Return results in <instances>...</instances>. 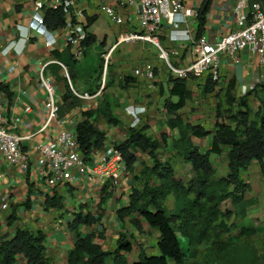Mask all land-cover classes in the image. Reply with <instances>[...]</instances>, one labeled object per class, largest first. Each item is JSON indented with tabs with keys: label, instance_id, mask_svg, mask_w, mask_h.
<instances>
[{
	"label": "crops",
	"instance_id": "obj_1",
	"mask_svg": "<svg viewBox=\"0 0 264 264\" xmlns=\"http://www.w3.org/2000/svg\"><path fill=\"white\" fill-rule=\"evenodd\" d=\"M36 1L0 0V84L9 89L7 92L0 88V111L9 130L24 136L22 148L32 157L30 168L23 170L9 163L0 150V235L13 238L18 229L24 228L41 231L45 235L46 252L53 259V263L67 264L69 252L77 240V233L69 228L75 214L85 215L91 212L96 217L101 214V219L93 225H80V236L94 230V241L105 250H114L120 234L125 232L133 242L128 260L134 262L138 260L142 248L145 251L148 248L153 250L150 245H146V241H149L153 232L152 238L158 240L159 231L144 220L143 230L139 231L130 217L121 220L117 211L129 204L133 187L139 186L135 175L141 172V162L151 163L149 153L137 151L139 162L134 172L126 169L117 184H112L107 179L101 180L100 177L90 179L87 175L77 173L72 182L50 186L35 163L37 146L40 142L55 140L63 130L76 131L77 124L85 118L84 111L96 108L106 97L118 121L109 123L105 116H99L97 125L106 132L107 139L103 147L93 151L88 162L96 163L117 151V146L128 138L130 127H144L145 132L155 139L161 140L162 134L167 135L168 143L158 150L159 156L162 160L168 159L171 162L180 178L190 180L194 175L192 165L175 154L170 145L172 138L179 137V130L168 124V119L175 114L169 112L166 102L178 100L177 96L170 93L173 83L169 80L171 74L168 64L159 57L156 44L141 40L120 43L110 55L111 64L104 84L105 86L108 82V86L104 90L103 86L100 92L99 88L90 97H82L80 94L89 93V89L97 84L102 85L103 79L96 81L101 73L91 71L93 68L88 54L94 51L104 60L120 32L132 30L129 26H117L126 21L123 16L122 23L115 26L108 22L106 24V13L101 5L108 3L120 14L127 7L119 6L116 0H80L85 9L88 35L93 36L94 41L85 48L83 58L74 62L71 58L70 41L73 29L67 26L54 29L48 27L51 30L48 35L34 28L32 23ZM255 1L264 6V0H245L247 6ZM183 2L186 6L198 9L203 0ZM238 2L239 0H212L201 37L216 42L223 35L237 29L234 9ZM138 8L140 11V7ZM45 12L46 9L44 14ZM189 24L196 35L197 16L191 17ZM185 27V23L172 24L164 20L161 30L158 31V39L163 47L170 51L177 50L178 53H170V56L178 66L190 63L196 48V44L192 42L173 38L174 30ZM141 28L140 25L137 30ZM49 37L54 38L53 44H49ZM148 64L153 66V77L135 73V68L144 71ZM41 72L54 85L59 102L57 118L45 128L43 125L48 117L47 90L41 82ZM66 72L69 78L66 77ZM69 72L74 75L73 81ZM66 79L79 98V103L73 106L69 105L70 100H64L67 91ZM206 80V76L187 79L193 95L177 111L185 122L201 124L205 129L215 130L217 122L225 119L227 92L235 100V110L240 100L244 99L252 113L258 110L264 113V65L249 48L240 50L235 56L222 54L220 78L211 82L209 89L204 91ZM131 105L135 106L134 112L128 110ZM218 108L222 115H218ZM137 117L139 120L133 126ZM192 140L205 151L212 146L213 133L205 137L192 136ZM227 150L224 147L221 153L210 154L216 178L228 172ZM175 161L183 162L181 167L186 168L185 173L178 172L179 165ZM250 166L260 168L256 160ZM170 199L172 197L168 200ZM4 202L8 203L6 208L2 206ZM136 255L137 257H133ZM25 261L22 255L18 256L17 264H25Z\"/></svg>",
	"mask_w": 264,
	"mask_h": 264
},
{
	"label": "trees",
	"instance_id": "obj_2",
	"mask_svg": "<svg viewBox=\"0 0 264 264\" xmlns=\"http://www.w3.org/2000/svg\"><path fill=\"white\" fill-rule=\"evenodd\" d=\"M212 0H203L197 9L196 38L203 34L206 15ZM45 22L49 28L66 25V16L62 9H47ZM94 41L88 35L83 46L86 48ZM170 54V53H169ZM74 62L77 59L71 54ZM170 62L174 65L175 62ZM103 57L99 55L98 62L92 64L93 72H100L102 78ZM109 68V67H108ZM169 69V68H168ZM70 73L73 81L74 75ZM169 80L173 83L171 95L178 97L176 102H166L169 112L175 115L168 119L171 128H178L179 137L172 138L170 145L175 154L192 165L194 175L185 181L177 174L171 162L162 160L158 150L167 145V135L162 134L161 140L155 139L145 132L144 127H130L128 138L121 142L117 149L126 162L127 170L134 172L139 162L137 151H147L151 163L141 162V172L135 175L139 186H134L129 204L118 209L117 214L122 220L130 217L132 224L143 230L142 221L159 231L157 254H148L144 248L139 253L138 260L133 264H211L208 258L221 255H230L232 244L223 239L224 234L230 232L234 226L229 220L234 217L248 219L242 226L240 234L247 238L264 232V219L249 215L248 207L256 202L255 198H247L246 193L252 186L243 176L252 161L259 162L261 172L264 174V113L258 110L250 111L248 103L242 99L238 108L233 107L234 98L228 93L227 105L224 110L225 119L217 122L215 130L205 129L201 124L185 122L177 113L184 107L187 100L192 98V91L187 85V79L172 74L169 71ZM203 90L209 89V84L215 82L207 75ZM127 79V78H126ZM67 91L64 100H70L69 105L79 103L68 79ZM108 86V82L103 90ZM101 84L89 89L95 93ZM0 88L9 92L6 85ZM230 88V87H229ZM230 91V89H228ZM85 118L77 124L76 133L80 151L85 160L89 161L94 150L103 147L106 142V132L97 125L99 116L106 117L109 123H116L117 117L113 115L109 100L105 99L91 110L84 111ZM218 115H222L218 108ZM213 133L211 148L203 151L192 140V136L205 137ZM227 147L226 175L216 178L215 169L211 163L210 154L221 153ZM169 197L172 199L168 200ZM230 200L233 207L223 209L221 203ZM60 206V204H57ZM91 212L83 215L76 213L70 222L69 228L77 233V240L70 250L67 264H105L107 256L113 257L115 264H128L126 253L132 250L133 242L128 234L123 232L117 240L114 250H105L101 244L94 241L95 231L80 236L81 224L93 225L101 219ZM185 238L187 247L181 241ZM246 243H249L248 241ZM251 258L255 262L264 264V247L253 248ZM22 255L25 264H54L53 259L46 252L45 235L41 231L28 228L18 229L13 238L0 235V264H17L18 256ZM215 264V263H214Z\"/></svg>",
	"mask_w": 264,
	"mask_h": 264
},
{
	"label": "built area",
	"instance_id": "obj_3",
	"mask_svg": "<svg viewBox=\"0 0 264 264\" xmlns=\"http://www.w3.org/2000/svg\"><path fill=\"white\" fill-rule=\"evenodd\" d=\"M121 7H128L137 4L140 7L139 22L140 30L121 31L114 45L104 56L102 69V85L108 74V67L111 64V52L120 43L147 41L156 44L159 48V57L164 59L169 71L172 74L182 77H204L211 76L213 80L220 78V57L222 54L235 56L242 49L252 50L258 61L264 65V6L258 2H253L247 6L245 0H239L234 11L238 28L223 35L218 41L210 42L205 38H196L193 34L189 19L197 16V9L186 6L183 0H116ZM62 9L66 16L67 27L73 29L71 37V54L77 60L83 58L85 54L84 41L87 39L85 9L80 0H37L34 7L33 27L44 34H50L51 30L45 22L44 10ZM101 9L116 23H122L123 17L117 10L108 3L101 5ZM164 20L170 23L182 22L187 24L183 29L174 30L173 38L192 42L196 44L193 60L185 66L174 65L169 60V53H178L163 47L158 39V31L161 30ZM49 44H53L54 38L49 37ZM135 73L145 74L153 77L154 69L151 64L145 66V70L135 68ZM66 77L69 78L66 72ZM40 79L47 90L46 107L48 117L43 128L58 116L59 102L56 97V89L50 80L46 79L41 72ZM82 97H90L88 92L80 94ZM29 109V107L27 108ZM129 112L135 111V106L128 108ZM138 117L133 126L138 121ZM42 128V129H43ZM24 136L13 133L9 130L7 121L0 111V150L7 157L9 163L21 167L23 170L30 168L32 157L30 153L22 148L21 142ZM38 155L35 159L36 166L47 184L56 186L58 184L72 182L79 173L87 175L90 179L100 177L117 184L120 177L127 169L126 162L121 153L117 150L104 157L101 161L90 163L85 160L80 151L79 141L75 130H63L55 140L40 142L37 146ZM4 208L7 202L2 204Z\"/></svg>",
	"mask_w": 264,
	"mask_h": 264
},
{
	"label": "rangeland",
	"instance_id": "obj_4",
	"mask_svg": "<svg viewBox=\"0 0 264 264\" xmlns=\"http://www.w3.org/2000/svg\"><path fill=\"white\" fill-rule=\"evenodd\" d=\"M140 13L139 8L137 4H134L132 6H128L125 10L122 11V16L126 21H124L122 24H117L115 21L112 20L111 17H109L107 14L106 16V24L107 22L115 26H129L132 30H137L138 27H140V22L138 19V14ZM162 45V44H161ZM156 49L158 48L157 45ZM163 46V45H162ZM89 57V63L90 65L97 63L98 62V55L97 53L92 52V54H88ZM170 58V54H169ZM164 60V59H163ZM161 60V61H163ZM172 61V59H171ZM166 63V61L164 60ZM212 139V137L210 136ZM175 163L179 166L178 167V172L180 173H185L186 168L181 167L182 161H175ZM181 163V164H179ZM222 169V168H220ZM242 176L251 183L252 189L251 191H248L246 193L247 198H255L256 202L248 207V213L249 215H254L258 216L261 219H264V174L261 172V169L259 167H253L250 166L246 170L242 172ZM221 207L223 209L228 208V207H233L232 204L230 203V200L224 201L221 203ZM230 223H233L234 226L232 230L226 234H224L223 239L229 241L232 246L230 247V250L227 252H231L230 255H221V259L218 257H212L208 258L211 260V264H260L259 262H255L253 257L251 258L253 248H263L264 247V232H260L258 234L253 235L250 238L245 237L244 235L240 234L242 226L246 225L248 223V219L246 218H241V217H234L229 220ZM154 232L151 233V236L153 237ZM150 237L149 241H146V245H150L153 250H149V248L146 250L148 254H157L159 252L158 247H157V240ZM181 237V241L187 247L186 240L185 238ZM143 239V238H142ZM145 241L142 243L145 244ZM249 243H246V242ZM138 242V241H137ZM142 245V244H139ZM149 250V251H148ZM128 254L129 252L126 253L127 260H128ZM133 257H137L133 256ZM192 261V260H191ZM191 261H188L186 264H189ZM105 264H115L113 257L111 255L107 256L105 259ZM128 264H133V261L129 262Z\"/></svg>",
	"mask_w": 264,
	"mask_h": 264
}]
</instances>
